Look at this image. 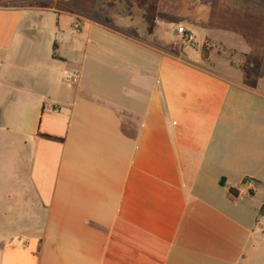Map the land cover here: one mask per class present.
Instances as JSON below:
<instances>
[{"label": "crops", "instance_id": "crops-1", "mask_svg": "<svg viewBox=\"0 0 264 264\" xmlns=\"http://www.w3.org/2000/svg\"><path fill=\"white\" fill-rule=\"evenodd\" d=\"M93 1L0 0V264H264V0Z\"/></svg>", "mask_w": 264, "mask_h": 264}, {"label": "rangeland", "instance_id": "rangeland-1", "mask_svg": "<svg viewBox=\"0 0 264 264\" xmlns=\"http://www.w3.org/2000/svg\"><path fill=\"white\" fill-rule=\"evenodd\" d=\"M126 4H129L130 0H124ZM38 8H41L42 10H44L43 12L45 14L41 15L40 13L36 12V11H28L25 10L23 11V19L24 21H26V23H28V25L30 26V28H34L35 31L37 32H42L43 34L48 35V38H51V42L54 38V36L56 34L59 35V31L54 28V21L52 18V15L54 16H60V15H66V16H70L72 19L71 21L74 22H78L81 20V17H79V15H77L74 11H72L71 9L67 8V7H60V6H53L52 8H50V12L51 14H46V12L48 11V8L45 7V9H43V7H41L40 5L45 4L42 1H38ZM110 4H112V2H110ZM46 5V4H45ZM48 7V6H47ZM37 8V9H38ZM40 9V10H41ZM89 10H91L92 12L95 13V15L97 17L99 16H107L109 15L110 17L112 16V12L108 11L109 9L104 7L102 4L101 0H94L92 5L88 7ZM116 9L118 10L119 7L117 6ZM73 23L71 24V27L73 28ZM221 49L220 47H218V52ZM227 54L229 55V57L236 63L237 61V57L234 54H230V52L228 51ZM248 59H246L245 57L243 58V64L247 61ZM231 64H233L231 62ZM18 65V64H16ZM16 75L19 76V70L16 71ZM6 108H7V104L3 105V111H0L1 114L4 116L6 113ZM255 202V200L253 201V203ZM262 252H263V256H264V238L262 239Z\"/></svg>", "mask_w": 264, "mask_h": 264}, {"label": "trees", "instance_id": "trees-1", "mask_svg": "<svg viewBox=\"0 0 264 264\" xmlns=\"http://www.w3.org/2000/svg\"><path fill=\"white\" fill-rule=\"evenodd\" d=\"M138 6H146L145 9V14H144V20L147 24V33L151 34L153 31V28L155 26V12H156V6H157V0H135ZM128 5V4H127ZM211 47H207L206 44H203L201 46V54H202V58L205 60L208 57V53L210 51ZM225 50V49H223ZM230 52V51H229ZM235 52H230V54H234ZM245 58L247 59L248 57L245 56ZM249 59V58H248ZM255 62V68L258 67V62L254 59ZM40 137L45 138L47 140H51V141H61L60 139H56L50 136H45V135H40ZM232 193V192H231ZM259 213L262 214L263 213V207L260 208Z\"/></svg>", "mask_w": 264, "mask_h": 264}, {"label": "built area", "instance_id": "built-area-1", "mask_svg": "<svg viewBox=\"0 0 264 264\" xmlns=\"http://www.w3.org/2000/svg\"><path fill=\"white\" fill-rule=\"evenodd\" d=\"M73 28H74L75 30H77V29L79 28V23H78V22H74V23H73ZM176 33H177V35L180 36V38H181L183 41H185V42H187V43H191V37H190L189 35L185 34L183 28H181V27L178 28L177 31H176ZM251 184H252V183H251L250 181H248V180H245V181L243 182V185H246V186H250Z\"/></svg>", "mask_w": 264, "mask_h": 264}]
</instances>
